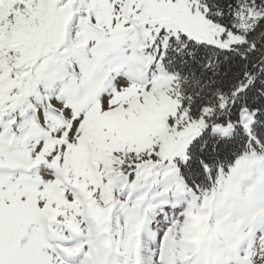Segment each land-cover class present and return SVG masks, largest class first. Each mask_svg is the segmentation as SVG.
<instances>
[{
	"label": "snow or ice",
	"instance_id": "snow-or-ice-1",
	"mask_svg": "<svg viewBox=\"0 0 264 264\" xmlns=\"http://www.w3.org/2000/svg\"><path fill=\"white\" fill-rule=\"evenodd\" d=\"M0 264H264V0H0Z\"/></svg>",
	"mask_w": 264,
	"mask_h": 264
}]
</instances>
